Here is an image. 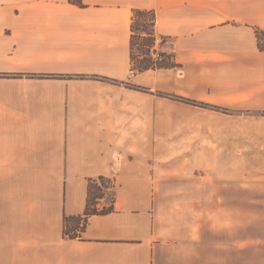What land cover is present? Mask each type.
Instances as JSON below:
<instances>
[{
	"label": "crops",
	"instance_id": "1",
	"mask_svg": "<svg viewBox=\"0 0 264 264\" xmlns=\"http://www.w3.org/2000/svg\"><path fill=\"white\" fill-rule=\"evenodd\" d=\"M82 2L0 0V264H251L235 197L227 240L218 216L206 239L204 213L174 217L148 170H121L114 211L80 236L64 218L84 214L89 180L117 173L122 147L150 144L159 114L188 112L177 99L264 111V0ZM135 9L155 13L167 55L141 71Z\"/></svg>",
	"mask_w": 264,
	"mask_h": 264
},
{
	"label": "rangeland",
	"instance_id": "2",
	"mask_svg": "<svg viewBox=\"0 0 264 264\" xmlns=\"http://www.w3.org/2000/svg\"><path fill=\"white\" fill-rule=\"evenodd\" d=\"M152 29L155 31L154 26ZM156 35L153 42L136 39L134 70L141 71L143 66L151 68L165 62L167 55L161 62H156L150 55V48L156 44ZM164 40L162 36L161 48ZM148 43L150 48L146 56L139 53L138 49ZM3 76L12 75L0 73V77ZM125 87L135 88L128 83ZM177 100L189 105L188 112L177 117L159 114L158 128L151 131L149 145L139 143L122 147L125 155L116 162L117 173L106 176L109 182L105 185L112 188L104 190L105 196L98 200L99 207L111 202L112 190L121 170H148L160 176L158 179L165 181L171 189L165 198L174 217L188 216L193 211H198L201 217L204 213L208 239L212 236L209 230L212 220L218 216L221 239L227 240L229 201L235 197L238 255L244 245L241 239L247 236L252 240L249 248L251 264H264V111L239 113L228 106L191 99ZM163 106L166 107L162 109L169 108L166 104ZM171 117L176 118V122H168ZM230 176L236 177L234 189L232 184L229 185ZM223 260L228 263L227 257Z\"/></svg>",
	"mask_w": 264,
	"mask_h": 264
},
{
	"label": "trees",
	"instance_id": "3",
	"mask_svg": "<svg viewBox=\"0 0 264 264\" xmlns=\"http://www.w3.org/2000/svg\"><path fill=\"white\" fill-rule=\"evenodd\" d=\"M79 5H82V0H72ZM133 23H132V38L131 45L134 50V46L136 45V39L142 38L143 40H152L155 37V31H153V26L155 24V13L148 10H140L135 9L133 11ZM264 33L258 32L259 38ZM151 42V41H149ZM151 42V43H152ZM146 47V48H145ZM148 48H150V44H144V47L139 48V53L146 56L148 52ZM142 56V55H141ZM150 68V66H143V69ZM55 76V75H52ZM83 78H86L85 75H82ZM109 180L105 175H101L97 178H92L89 180L88 186V202L87 207L84 214L75 215V216H66L64 218V234L76 238L81 235V233L85 230L88 220L91 216L97 214H107L115 209L114 201H115V191L112 190V200L108 205L99 207V199L104 197L105 189H111L112 186L105 185Z\"/></svg>",
	"mask_w": 264,
	"mask_h": 264
},
{
	"label": "built area",
	"instance_id": "4",
	"mask_svg": "<svg viewBox=\"0 0 264 264\" xmlns=\"http://www.w3.org/2000/svg\"><path fill=\"white\" fill-rule=\"evenodd\" d=\"M161 42L162 36L156 35V44L150 48V55L154 58L156 62H161L166 57V54L160 46Z\"/></svg>",
	"mask_w": 264,
	"mask_h": 264
}]
</instances>
